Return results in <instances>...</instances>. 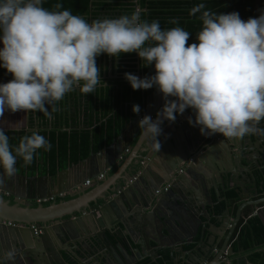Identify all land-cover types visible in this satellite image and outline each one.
<instances>
[{
  "label": "clouds",
  "instance_id": "9594fccd",
  "mask_svg": "<svg viewBox=\"0 0 264 264\" xmlns=\"http://www.w3.org/2000/svg\"><path fill=\"white\" fill-rule=\"evenodd\" d=\"M54 8L46 9L42 0H0V67L12 76L0 83V119L6 111H39L51 120L58 102L76 88L85 95L101 84L108 88L96 63L100 54L136 52L145 66H154L155 74L140 78L125 73V79L133 90L155 86L165 101L155 119L145 115L138 121L155 151L161 147L157 137L163 120L174 122L176 114L189 108L195 115L189 124L204 136H264L259 127L264 120V9L244 20L238 12L217 13L199 3L190 15L200 13L202 27L197 42L188 43L190 33L182 27L163 30L159 21L142 20L139 13L89 22L60 10V3ZM169 23L179 25L175 18ZM132 111L139 113V105ZM51 148L36 132L21 137L13 148L0 128L2 176L16 174L17 158L27 166L39 150ZM13 255L4 252L0 264Z\"/></svg>",
  "mask_w": 264,
  "mask_h": 264
},
{
  "label": "water",
  "instance_id": "95a60500",
  "mask_svg": "<svg viewBox=\"0 0 264 264\" xmlns=\"http://www.w3.org/2000/svg\"><path fill=\"white\" fill-rule=\"evenodd\" d=\"M106 78L109 77L107 76L104 79ZM154 91L159 92L157 89ZM151 95H153V92H151ZM147 100L148 98L146 102ZM162 101V103L165 102L164 99ZM191 126H181V130H184V133L186 131L187 135L185 134V136H181L178 133L177 137H172L171 134L178 129L175 126H172L171 130L165 129L161 131L158 141L160 143L170 141L175 149L173 152L175 155L161 154L159 160L153 159L156 151L153 147L154 142L151 143L153 153L147 155L146 164H144V159L141 160V168L135 171L136 175H133L135 178H130L128 182L124 181L123 184H120L115 189L114 193L104 198V203L98 210L99 216L94 211H91V206L87 204L88 214H82L72 220L63 222L55 220L45 224L41 227V231L38 234L34 233V228L30 223L24 222L21 226L15 223H3L0 219V255L5 250L14 251L15 253L12 259L6 261L5 264H24V261L26 264H65L66 260L62 256L61 249L55 248L48 237L52 231H55L58 238L70 243L69 251L71 253L79 255V253L85 254L94 250L103 255L105 264L108 262H114V264H136L137 260L140 261L144 258L151 260L150 256L152 254L156 258L164 257L168 254L169 259L166 260V263L176 264V253L179 249H182L181 243L185 240L183 234L181 233L180 235V232H182L179 230L180 225L184 221H193L192 219L194 218L190 220L189 217H185L188 209L183 205L181 209L177 207L182 200L178 196L186 193L188 197H191L192 193H195L196 186L205 188L213 186L215 193H218V197L213 201L211 189L209 193L204 190L206 198L209 199L207 205L210 208L216 206L223 208L218 198L227 200L231 197H226L227 195L224 194L222 198L217 179L214 176L219 175L220 187L226 188L229 186V180L230 182L232 181L234 174V177L238 176L237 180L241 178L246 184H249L248 188H244L242 191L255 193L257 189L256 179L250 176L248 170H252L256 165H259L260 160L264 162V136L256 135L257 141H259V144L256 143V151L254 149L247 150V144L251 143L250 136H246L241 140L240 144H236L235 141L237 140L226 139L223 136L219 139L216 135L213 137L204 136L198 130L192 129L191 132L188 129ZM259 127L264 128V120L260 122ZM121 136V133L115 136L112 143L102 148L99 153L110 151L115 143L118 144L122 141ZM123 140L125 143L127 138L123 137ZM229 145L240 147V151L234 154ZM176 151H180L181 154L176 155ZM97 154L91 153L90 156L78 163L93 162L92 160L98 157ZM117 158L118 154L114 153V161ZM241 159H244L245 163H242ZM150 160L152 162H149ZM78 163H74L71 166H75ZM152 163L156 164L160 171L153 170L150 167ZM107 168L108 165L102 166L99 164L89 173L84 171L81 179L82 181L90 180L93 182L95 177L107 170ZM254 171L256 170L254 169ZM224 177H227L226 182ZM191 181L192 184L195 183L193 185L194 188L190 187L188 189ZM51 183L55 184V179L53 181L49 175H39L38 171L34 176L16 172L13 177L8 178L2 176V169H0V189L19 199L25 198L28 201H32L44 198L47 195V186L51 185ZM165 185H168V188L163 192L162 187ZM21 188L24 189V195L18 194ZM158 189L161 191L156 194L155 191ZM58 191L60 192L61 190L59 189ZM58 191L51 193V195H57ZM190 192L191 194H189ZM236 192L237 196L242 199L239 190H236ZM1 198L3 199V196ZM196 198L200 200L197 195ZM105 212L110 214L111 217L109 225L107 220L101 215ZM259 212H261L260 208L253 212L251 216ZM207 213L209 214L206 210L205 214H201L205 220H201L199 217L198 221H196L197 228H195V234L198 231L202 232V241L196 247L204 254L201 264H223L218 258L224 249L219 254H216L211 262H206L209 253H213L214 249L225 241V236H222L225 231L222 225L223 221L219 220L218 223L213 225ZM89 216L92 217L91 220H88ZM82 221L86 225L83 235L79 234L76 229V223ZM150 227H153L156 235L152 234ZM216 227H220L219 233L214 231ZM159 228L161 229L159 230ZM221 231L222 234H220ZM206 232L208 234H205ZM119 235H122L123 238H119ZM163 235L169 237V242L163 243ZM236 240L238 249L235 253L241 254L244 249L240 247L239 235L236 236ZM150 241L155 242V246H152ZM151 247H153V250H150ZM205 248L208 249L206 253L204 251ZM132 250L137 252L139 259L134 260ZM230 250L233 254L232 247H230ZM245 264L259 263L248 260Z\"/></svg>",
  "mask_w": 264,
  "mask_h": 264
},
{
  "label": "crops",
  "instance_id": "0c3cea01",
  "mask_svg": "<svg viewBox=\"0 0 264 264\" xmlns=\"http://www.w3.org/2000/svg\"><path fill=\"white\" fill-rule=\"evenodd\" d=\"M0 47H2V45H0ZM78 91L79 89L76 88L71 93L66 94L63 100L58 102L57 107L59 111L55 112V114L52 113L53 118L51 120L45 117L44 114L42 115L41 118L43 119V121H46V123H48V126H42L40 124L41 121L39 117L40 113H38L37 111L36 112L32 111V114H30V111L27 112L21 111L16 113H10L6 111L4 117L0 119V128H3L4 131L27 130L30 128V130L36 133H40L42 135L41 131L45 130L46 128L50 130L51 128H53L51 126H54L53 123L55 122L57 123L55 124L56 126L55 128L57 131L69 132L70 130H74V129L90 131L96 124H99L103 120H105V117L103 118V116L102 117L98 116L100 115L99 112L97 113V116L95 115L94 105L86 106L87 107L86 109H84L85 108L84 105L79 106L78 101L80 99H78V97L76 96L78 94ZM152 92L153 95H151L150 93L144 98L142 111L132 120L126 122L124 121L121 129L116 134H114L112 141L114 140L115 136L121 133L122 141L120 143L118 144L115 143L111 147L110 151H102L101 153H99L102 148L110 145L112 141L109 144L101 147L98 151L94 152L90 150L88 156H90L91 153L94 154L98 153L97 154L98 157L92 160L93 162L88 161L86 163H78L81 160L87 158L88 156L79 161L71 162L69 156L66 155V158L63 160H60L59 157L54 156L53 158L54 162L52 163L49 162L48 151H45L43 149L39 150V155L36 158H34L33 162L30 165L24 166L22 159L20 161L17 160L16 163L17 173L19 174L25 173L28 176H34L38 171L39 175L42 176L49 175L53 181L55 179V184L51 183V185L47 186L46 189L47 195L44 198L35 199L32 201H28V199L25 198L19 199L13 197L9 195L8 192L2 191L0 189L1 221L3 223H7V224L15 223L21 226L23 225L24 222L30 223L32 227H39L41 230V227L43 225L49 224L55 220H60L61 222H63L65 220H72L74 218H77V216H80L82 214H88L89 211L87 210L88 207H86L87 204L91 206V211H94L99 216L100 214L98 210L100 209V206L104 203V198L109 196L111 193H114L115 189L118 188L120 184H123L124 181L128 182L129 179L133 177V175H136L135 171L141 168L140 161L144 159V164H146L147 155L153 153L151 149L152 148L151 143H153L154 141L149 137L143 136L142 135L143 129H140L138 126V121L145 115L148 116L152 115V118L155 119L157 113L161 110V107L164 104L162 103L163 102L162 100L164 99L162 94L156 91H152ZM147 98L148 100L146 102ZM169 99H173V98L169 97ZM81 101H83L82 98ZM47 107L49 112H51L52 106L48 105ZM189 117H191L193 120L195 119L194 112L190 108L186 109L183 114H176V120L174 122H170L166 119L163 120L162 124L160 125L161 129L162 131H164L165 129L171 130L172 126H175L178 129L174 131L176 134L173 132L171 136L177 137L178 133L181 136H185L186 131L184 133V130H181V126L182 125L188 127L191 126V124H189L188 122ZM29 119H31L32 122L31 127H29ZM191 127H190L191 129L188 128L189 131H191L192 129L195 131L196 130L199 131L198 126L192 125ZM42 136H44L47 139V136L45 135ZM213 136L215 135H212V137ZM216 136L219 139H221L222 137V135L219 134H216ZM249 136L251 137V143L250 144L246 143L247 150L254 149L256 151L257 148L256 143L259 144V141H257L256 134ZM123 137L127 138V141L125 143ZM235 142L236 144L237 143L240 144L242 141L237 140ZM160 145L161 147L158 151H156L153 159L159 160L161 158V154H168V155L174 154L173 152L175 149L173 145L170 143V141L162 142L160 143ZM230 149L234 154L240 151V147L238 146L232 145L230 146ZM176 152H177L176 155L181 154L180 151H176ZM114 153L118 154V158L116 161H114ZM152 160H150L149 162H152ZM260 161L261 162L259 165H256L252 170H248L250 176L255 177L256 179L257 189L255 193L248 191L244 192V190L242 191V189L248 188L249 184H246V182L243 181L241 178L237 180L238 176L234 177V174L232 177V181L230 182L229 180L228 183L229 186H227L226 188L220 187L219 175L214 176V178L217 179L218 188L222 198L224 197V194H226L228 190L232 191L231 194L226 196L231 198L227 200L218 198L220 199L218 201L219 203L221 202L223 208H218V206L210 208L207 205V201L209 199L206 198L204 194V190L208 191L209 193L211 189L212 192L211 197L213 198V201H215L216 198L218 197V193L217 194L215 193L213 186L212 187L209 186L208 188L202 186L201 187L196 186L195 188L196 194L192 193L191 197H188L186 193L178 196L182 199L181 200L182 204L179 203L180 205L177 207H179L180 209L182 205L186 207V209H188V212L185 215V217H189L190 220L193 218L194 215L200 216L201 220H205V218L201 216V214L202 213L205 214L206 210L209 212V214L207 213V216L209 215V217L211 218L210 221L212 222L213 225L218 223L219 220L222 221L224 220L223 222L224 224L222 223V225L225 228V231L223 232L222 236H225V241L220 243V245L213 251V253L218 252L219 254L224 249L223 253L221 254V258L219 257V259L223 264H233L235 262V261L233 262L234 256L232 255L230 247H232L234 251H237L238 246H237L236 236L237 235L240 236L242 231L243 232L245 231L244 227L246 229L249 218H252L254 216L258 217L262 221V224L264 226V162H262V160ZM241 162L245 163V160L241 159ZM74 163L75 164L78 163V164L75 166H71ZM99 164H101L102 166L108 165L107 170L102 172L104 174V177L98 178L97 176L99 174H102L99 173L95 177L93 182L90 181V183L86 185L85 184L86 180L82 181L81 179L82 173L84 171H86V173H89V171H92V169L98 166ZM150 167H152L153 170L160 171V169L157 168L156 164L154 163H152ZM254 169L256 171H254ZM224 179L226 182L227 177H224ZM191 184H189L188 189L190 187H193V185H195V183H193L192 185ZM75 185L77 186L74 187ZM59 189L61 190L60 192L58 191ZM236 190H239V194L242 196V199H240L237 196ZM57 191H58L57 195L55 196L51 195V193ZM18 194L24 195L25 194L24 189L21 188ZM189 194H191V192ZM196 195L200 198V200L196 198ZM1 196H3V199L1 198ZM259 208L261 212L257 213L254 216H251L252 213L257 211V209ZM101 215L107 220V224L109 225L111 220L110 214L105 212L102 213ZM91 219L92 217L89 216L88 220ZM193 223L195 222L184 221V223L180 225L179 230L182 231L180 233H182L183 235L190 233L191 230L189 228L193 227ZM150 228L152 234L156 235L154 233L155 230L153 229V227ZM219 228L220 227H216V229L213 230L219 233ZM233 228L234 231L232 232ZM76 229L79 234H82L83 230L86 229V225L84 224L83 221L80 223H76ZM160 229L161 228H159V230ZM210 229H212V227H210ZM205 234L208 233L206 232ZM220 234H222V231L220 232ZM200 236L201 237L196 238L195 241L196 244L187 251L190 252L193 250L192 252L195 255H199L200 252L195 248V246L201 243L202 234H200ZM48 237L51 239L55 248L61 249L62 256L66 260L65 264H105L103 255L102 254L100 255L99 252H95L94 250L87 252L85 254L79 253V255H75L74 253H71L69 251L70 243L64 242L61 238H58L55 231L50 232ZM119 238H123V236L119 235ZM163 239H164L163 243L169 242L170 240L167 235L164 236ZM150 244L152 246H155V242L153 241H150ZM255 246L258 249L256 251L260 250L264 252V245L261 244ZM2 250L4 251L3 247ZM150 250H153V247H151ZM253 251L254 250H250V251L248 250L245 252L244 254L245 262H248L247 258L249 254ZM4 252H7V250H5ZM132 253L134 255V260L139 259L137 256V252L132 250ZM152 255L151 257L155 259L156 256L155 255L152 256ZM152 258L151 260H153ZM139 262L140 261L137 260L136 263ZM24 264H26L25 261ZM107 264H114V262L113 263L108 262ZM161 264H166V263L161 262Z\"/></svg>",
  "mask_w": 264,
  "mask_h": 264
},
{
  "label": "trees",
  "instance_id": "16d2710c",
  "mask_svg": "<svg viewBox=\"0 0 264 264\" xmlns=\"http://www.w3.org/2000/svg\"><path fill=\"white\" fill-rule=\"evenodd\" d=\"M108 1L110 2L107 3L105 0H42V6L48 10H57L54 5L60 3L63 5L60 10H70L72 14L83 16L89 22L96 19L116 18L135 12V8L132 5H123L125 0ZM199 3H204L206 9L217 13L238 12L240 18L244 20L249 17L259 16L260 10L264 9V0H137V5L146 9L139 13L142 20H157L163 30L180 26L190 33L188 43L197 42L196 34L202 27V21L199 18L200 13L190 15V9ZM104 8H107L108 11L103 15L101 13ZM173 18L179 21V25L169 23ZM113 58L117 61L120 60L116 64L115 76L106 79L101 78L108 85V88L106 89L101 84L94 93L85 95L78 91L76 95L80 99L78 101L79 106L84 105V109H86V106L94 105L95 115L97 116L99 112L100 115L98 116L105 117V120L96 124L90 131L77 129L69 132L57 131L55 128L57 123L55 122L50 130L46 128L41 131L42 135L47 136V140L52 145L51 150L48 151L49 162H54V156L63 160L66 155L69 156L71 162H76L87 157L90 150L95 152L104 145L109 144L114 134L121 129L123 122L135 118L143 109L144 98L156 89L154 86L150 89L133 90L130 83L125 79V73H131L140 78L155 74L154 66H145L136 52L122 53L119 57ZM10 79H12L11 74L0 67V83L7 82ZM81 98L83 101H81ZM134 104L139 105V113L132 111ZM37 112L40 113V124L48 126V123L41 118L43 113ZM30 114H32V111H30ZM31 125L32 122L29 119V127ZM33 132L29 128L27 130L5 131V134L9 137V142L14 148L18 145L21 137L30 135ZM21 159L17 158L18 161ZM231 192L228 190L226 195L231 194ZM248 224L246 229L244 227L245 231H242L239 236L240 247L244 251L254 250L257 248L255 245H264V226L262 221L254 216L248 219ZM248 260L264 264V252L260 250L253 251L249 254Z\"/></svg>",
  "mask_w": 264,
  "mask_h": 264
},
{
  "label": "flooded vegetation",
  "instance_id": "af4514ba",
  "mask_svg": "<svg viewBox=\"0 0 264 264\" xmlns=\"http://www.w3.org/2000/svg\"><path fill=\"white\" fill-rule=\"evenodd\" d=\"M107 3H109L110 1L105 0ZM114 1V0H112ZM126 5L130 4L133 6V8H135V13H141L142 11L146 10L145 8H140L137 5V0H125L124 1ZM124 5V6H126ZM107 8L102 9V13L101 14H106ZM104 58V59H103ZM117 62H120V60H115V58H111V56H108L107 54H100L97 58H96V63L97 66L100 68V76H105V77H114L115 74L114 72L116 71V64ZM105 77H102V79H104ZM213 200V198H212ZM214 205V204H213ZM194 218L192 219L193 221H195V224L193 223V227L189 228L191 230L190 233H187L186 235H183V237H185V240L182 241L181 245H182V249H179L178 252L176 253V264H201L202 261V257L204 256V254H202L200 251L199 255H195L192 251H187L188 249H191L192 246H194L196 244V238L201 237L200 234H202V232L198 231L195 234V228H197L196 225V221H198L200 216H193ZM209 220H211V218L209 217ZM224 222V220H223ZM222 222V223H223ZM188 226V225H187ZM189 227V226H188ZM200 230V229H198ZM181 235V233H180ZM198 246V245H197ZM195 246V248L197 247ZM255 248V247H254ZM197 249V248H196ZM198 250V249H197ZM208 249L205 248L204 251L206 253ZM258 250L257 248L254 249V251ZM234 251V250H233ZM246 251H243L241 254L239 253H235V251L233 252V264H244V254ZM218 254V252L216 253H212L210 252L208 255V259H207V263L212 261V258ZM151 257V256H150ZM221 258V255L219 256ZM152 258V257H151ZM153 260H150L149 258H145L140 260V262L138 264H161V262H165L166 260L169 259L168 254H166L164 257H159V258H152ZM219 259V258H218ZM220 260V259H219ZM221 261V260H220ZM232 263V262H231ZM137 264V263H136ZM166 264H171L170 262L166 263Z\"/></svg>",
  "mask_w": 264,
  "mask_h": 264
},
{
  "label": "built area",
  "instance_id": "2783aa9c",
  "mask_svg": "<svg viewBox=\"0 0 264 264\" xmlns=\"http://www.w3.org/2000/svg\"><path fill=\"white\" fill-rule=\"evenodd\" d=\"M162 108V107H161ZM150 117H152V115H149ZM98 178H103L104 177V174H99L98 176H97ZM133 178H135L134 176H133ZM90 183V180H86L85 181V184L87 185V184H89ZM167 188H168V185H166V186H164L163 188H162V190H167ZM161 190H156L155 192L156 193H158V192H160ZM34 228V233L35 234H38V233H40V228L39 227H33Z\"/></svg>",
  "mask_w": 264,
  "mask_h": 264
},
{
  "label": "bare ground",
  "instance_id": "6f19581e",
  "mask_svg": "<svg viewBox=\"0 0 264 264\" xmlns=\"http://www.w3.org/2000/svg\"><path fill=\"white\" fill-rule=\"evenodd\" d=\"M103 174V173H102Z\"/></svg>",
  "mask_w": 264,
  "mask_h": 264
}]
</instances>
